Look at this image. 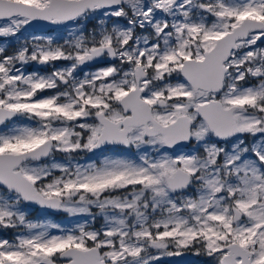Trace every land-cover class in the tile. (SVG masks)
<instances>
[{
    "label": "snow or ice",
    "instance_id": "obj_1",
    "mask_svg": "<svg viewBox=\"0 0 264 264\" xmlns=\"http://www.w3.org/2000/svg\"><path fill=\"white\" fill-rule=\"evenodd\" d=\"M187 254L264 264V0H0V264Z\"/></svg>",
    "mask_w": 264,
    "mask_h": 264
},
{
    "label": "water",
    "instance_id": "obj_2",
    "mask_svg": "<svg viewBox=\"0 0 264 264\" xmlns=\"http://www.w3.org/2000/svg\"><path fill=\"white\" fill-rule=\"evenodd\" d=\"M47 22H40V24H46ZM52 28H55L56 26H50ZM31 29V28H29ZM33 31V29H31ZM47 30V28L41 30V31H36V32H43ZM34 32V31H33ZM200 260L199 257H195L191 254H187L184 256H180V257H167L164 260V263L166 264H191V263H195L196 261Z\"/></svg>",
    "mask_w": 264,
    "mask_h": 264
},
{
    "label": "rangeland",
    "instance_id": "obj_3",
    "mask_svg": "<svg viewBox=\"0 0 264 264\" xmlns=\"http://www.w3.org/2000/svg\"><path fill=\"white\" fill-rule=\"evenodd\" d=\"M29 34H35V35H53V36L59 35V33H57V32H50V31H48V29L45 30V31H43V32H33L31 29H27V31L23 33V35H25V36H27ZM49 218H51V217H49ZM56 219H57V222H60V220L62 218L61 217H57ZM68 219H71V218H68ZM166 258L167 257L163 258L162 264H166V263H164V260ZM201 259H203V258H201Z\"/></svg>",
    "mask_w": 264,
    "mask_h": 264
},
{
    "label": "trees",
    "instance_id": "obj_4",
    "mask_svg": "<svg viewBox=\"0 0 264 264\" xmlns=\"http://www.w3.org/2000/svg\"><path fill=\"white\" fill-rule=\"evenodd\" d=\"M191 264H195V263H191Z\"/></svg>",
    "mask_w": 264,
    "mask_h": 264
},
{
    "label": "flooded vegetation",
    "instance_id": "obj_5",
    "mask_svg": "<svg viewBox=\"0 0 264 264\" xmlns=\"http://www.w3.org/2000/svg\"><path fill=\"white\" fill-rule=\"evenodd\" d=\"M201 259V258H200Z\"/></svg>",
    "mask_w": 264,
    "mask_h": 264
}]
</instances>
